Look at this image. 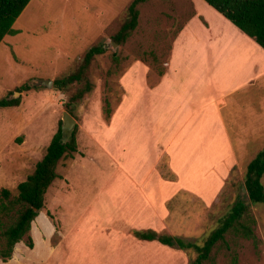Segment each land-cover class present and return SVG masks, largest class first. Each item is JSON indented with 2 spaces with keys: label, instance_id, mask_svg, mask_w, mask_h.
<instances>
[{
  "label": "rangeland",
  "instance_id": "374dc122",
  "mask_svg": "<svg viewBox=\"0 0 264 264\" xmlns=\"http://www.w3.org/2000/svg\"><path fill=\"white\" fill-rule=\"evenodd\" d=\"M131 1L31 0L13 24L18 33L6 35L0 43V99L14 91L13 97L20 99L17 107L0 108V189L15 192L17 184L32 173L59 122L62 125L64 111L77 126V152L58 162V177L31 224L33 248L23 240L15 246L14 258L6 263L0 260V264H97L98 247L104 245L100 238L128 236L131 241L121 246L136 243L131 226L118 219L105 201H111L112 189H122L125 170L146 175L153 161L154 148L149 141L142 140L149 149L148 156L138 152L141 143L137 131L145 119L138 108L137 90L144 76L152 86L165 72L172 40L186 19L185 11L192 7L191 0H148L138 6V23L132 35L114 45L112 38L126 19ZM95 45H102L105 52L90 64L92 90L66 110L79 85L56 91L53 86L47 89L36 83L54 81L74 71L85 52ZM138 65L146 66L145 75ZM132 67L131 80L123 87ZM26 84L38 88L16 91ZM254 91L264 94V86L257 84L251 93ZM107 102L112 111L110 122L103 115ZM229 133L234 141L238 135L234 126H229ZM262 149L264 139L249 142L247 152L207 202L179 192L169 205L174 215L169 230L159 233L201 245L240 199L248 208L243 222L251 227L255 240L229 231L204 264H233L234 258L235 264H264V205L252 204L241 192L246 166ZM150 171L147 183L153 178L177 180L165 152ZM195 181L203 184L208 180ZM183 253L188 264L194 254ZM130 254L122 255V264H130Z\"/></svg>",
  "mask_w": 264,
  "mask_h": 264
},
{
  "label": "crops",
  "instance_id": "0c3cea01",
  "mask_svg": "<svg viewBox=\"0 0 264 264\" xmlns=\"http://www.w3.org/2000/svg\"><path fill=\"white\" fill-rule=\"evenodd\" d=\"M190 4L172 40L165 73L152 86L144 76L137 90L138 108L145 119L137 131L138 152L148 156L142 140L149 141L153 161L146 175L125 170L122 189H112L111 201H105L118 219L136 230H169L174 217L169 205L179 192L207 202L247 152L248 143L264 139V94L251 93L257 84L264 86V49L204 0ZM133 67L123 87L130 82ZM137 67L146 74V66ZM126 96L127 92L123 105ZM231 125L238 133L234 141ZM128 144L130 152L129 140ZM161 152L168 155L177 180L153 178L147 183ZM195 180L208 181L199 184ZM100 239L104 245L98 247L97 264H122V255L130 253V264H186L183 251L156 241L134 238L136 243L121 246L131 238L112 235Z\"/></svg>",
  "mask_w": 264,
  "mask_h": 264
},
{
  "label": "trees",
  "instance_id": "16d2710c",
  "mask_svg": "<svg viewBox=\"0 0 264 264\" xmlns=\"http://www.w3.org/2000/svg\"><path fill=\"white\" fill-rule=\"evenodd\" d=\"M31 0H0V43L6 35L14 36L18 30L13 28L16 19L23 12ZM148 0H132L127 7V16L120 28L113 36L112 41L116 44L124 43L133 33L138 23V6ZM209 6L230 21L241 32L253 39L264 49V0H204ZM105 52L102 45L90 47L77 68L53 81L56 91H63L69 85L77 84L79 87L69 98V104L78 102L92 90V84L88 78V70L95 56ZM165 73V72H164ZM164 73H160L161 77ZM38 88L28 84L16 89L17 92ZM14 92H8L0 99V108L17 107L19 98H14ZM108 102L103 108L104 119L110 122L112 111ZM77 126L70 133H62L61 122L57 131L52 136L45 154L35 164L34 170L26 179L17 184L15 192L7 188L0 189V260L3 263L12 258L15 245L24 240L25 245L32 249L34 244L29 235L31 224L44 207V196L58 177L56 167L58 162L71 157L77 152L76 142ZM264 149L260 150L247 164L242 185L246 190V197L252 204L264 205ZM172 180V179H169ZM248 208L245 202L238 199L235 201L229 214H227L206 236L203 243L198 245L181 238L160 234L154 230H131V234L141 241H156L161 245L181 251H189L194 257L189 259L188 264H204L210 259V255L218 243L225 241V235L229 231L240 233L247 239L255 240L251 227L243 222ZM250 220V223H253ZM236 259L234 258L233 264Z\"/></svg>",
  "mask_w": 264,
  "mask_h": 264
},
{
  "label": "water",
  "instance_id": "95a60500",
  "mask_svg": "<svg viewBox=\"0 0 264 264\" xmlns=\"http://www.w3.org/2000/svg\"><path fill=\"white\" fill-rule=\"evenodd\" d=\"M113 44L116 45L115 43H113ZM36 84L39 86H43L47 89H51L53 86V81L52 80H40V81H37ZM75 123H76V121L73 119V117L68 112L64 111L62 113L61 131L63 134L66 132L70 133L73 130V128L75 127ZM241 192L246 193L244 185H242V187H241Z\"/></svg>",
  "mask_w": 264,
  "mask_h": 264
}]
</instances>
